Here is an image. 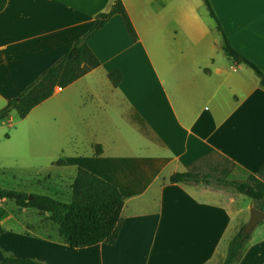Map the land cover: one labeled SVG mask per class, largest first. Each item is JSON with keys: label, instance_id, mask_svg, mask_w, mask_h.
Masks as SVG:
<instances>
[{"label": "crops", "instance_id": "0c3cea01", "mask_svg": "<svg viewBox=\"0 0 264 264\" xmlns=\"http://www.w3.org/2000/svg\"><path fill=\"white\" fill-rule=\"evenodd\" d=\"M117 1L137 40L120 14L90 39L100 66L56 88L26 117L34 116L36 160L44 154L51 166L21 168H42L49 190L67 203L79 167L116 185L125 199L118 240L72 248L0 211V223L23 227H1L0 261L8 254L42 264H222L257 208L232 188L170 181L220 159L230 164L221 178L243 182L264 164V87L251 67L226 55L204 0H7L0 12V109ZM210 3L233 48L264 73V0ZM115 70L118 86L109 78ZM16 118L22 120L12 112L0 122ZM15 206L20 214L32 209ZM237 264H264V218Z\"/></svg>", "mask_w": 264, "mask_h": 264}, {"label": "trees", "instance_id": "16d2710c", "mask_svg": "<svg viewBox=\"0 0 264 264\" xmlns=\"http://www.w3.org/2000/svg\"><path fill=\"white\" fill-rule=\"evenodd\" d=\"M210 15L218 24L224 37V52L237 63L251 67L261 80L264 87V73L245 56L240 54L230 44L210 0H204ZM7 0H0V12L5 8ZM120 14L125 27L134 41L137 34L131 19L121 1H117L112 11L98 14L89 31L80 37L74 45L47 69L37 80L18 95L11 98L0 109V120L8 118L12 112H17L21 119L26 118L39 104L50 98L58 87L66 88L93 69L101 62L89 46L90 39L111 19ZM114 86H118L122 79L119 70L109 74ZM102 152L97 146L96 154ZM58 165L65 161L59 160ZM172 183H205L220 187L232 188L253 200L255 206L264 211V164L256 175H251L246 181L226 180L200 175L193 171L178 173L171 177ZM0 199L11 200L20 208H32L49 214V220L58 228L59 239L72 248H85L105 243L113 245L118 240L122 227V211L125 199L118 187L91 171L79 167L72 185L71 200L60 201L50 196L28 194L14 189L0 187ZM3 230L0 229V236ZM252 234L245 232V227L235 235L228 246V254L222 264H237L241 259ZM0 264H42L34 259L19 258L14 255H5Z\"/></svg>", "mask_w": 264, "mask_h": 264}, {"label": "rangeland", "instance_id": "374dc122", "mask_svg": "<svg viewBox=\"0 0 264 264\" xmlns=\"http://www.w3.org/2000/svg\"><path fill=\"white\" fill-rule=\"evenodd\" d=\"M34 144L35 132L33 115L22 120L16 118L12 119V122L8 120L0 122V151L5 149L3 153L8 154L6 159L0 158V187L56 198L53 192L49 190L51 189V183H48L47 176H44L43 173L39 171L50 167L53 160H49L44 154L41 159L36 160L35 154L32 151ZM213 164V172H211L212 169H204L199 172V174L204 175L210 172L208 174L209 176L221 178L224 170L230 168L228 162L220 159L214 160ZM32 165H43L44 168H21L23 166ZM48 171L55 172V168L49 169ZM65 172L70 175V178L75 175L72 169H67ZM67 199L66 197L65 200ZM1 206L0 211L4 215H14L21 222L26 218L31 222L30 224L37 226L36 233H42L45 238L59 239L58 228L49 220L48 213L29 209L28 214H20L15 203L10 200H4ZM1 227H10L9 229H16L15 231H19V229L23 228L21 224H17V222L14 221L8 223V220H6V223H0V229Z\"/></svg>", "mask_w": 264, "mask_h": 264}, {"label": "water", "instance_id": "95a60500", "mask_svg": "<svg viewBox=\"0 0 264 264\" xmlns=\"http://www.w3.org/2000/svg\"><path fill=\"white\" fill-rule=\"evenodd\" d=\"M264 212L258 208H252V217L250 222L245 226V232L252 234L257 225L263 220Z\"/></svg>", "mask_w": 264, "mask_h": 264}]
</instances>
